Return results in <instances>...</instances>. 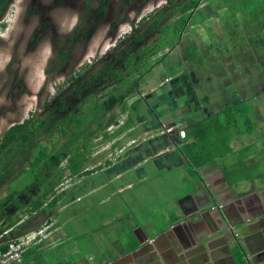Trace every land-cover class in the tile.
Returning a JSON list of instances; mask_svg holds the SVG:
<instances>
[{"label": "crops", "instance_id": "crops-1", "mask_svg": "<svg viewBox=\"0 0 264 264\" xmlns=\"http://www.w3.org/2000/svg\"><path fill=\"white\" fill-rule=\"evenodd\" d=\"M196 54L140 77L95 170L17 225L50 224L21 264H264V89Z\"/></svg>", "mask_w": 264, "mask_h": 264}, {"label": "rangeland", "instance_id": "rangeland-1", "mask_svg": "<svg viewBox=\"0 0 264 264\" xmlns=\"http://www.w3.org/2000/svg\"><path fill=\"white\" fill-rule=\"evenodd\" d=\"M86 1H9L0 16V135L15 121L44 114L49 106L57 104V95L70 108H76L79 98L75 92L80 80L89 84L83 95L95 89L100 99H105L110 93L122 92L123 97L114 101L106 117L111 115L116 123L124 121V109L139 86L140 77L157 80L161 73L176 69L185 55L187 60L192 57L191 62L200 59L196 53L215 60V69L222 67L223 77L229 67L236 77L239 73L235 69L242 64L241 72L247 71L251 83L249 92L264 89V52L258 51L260 44L251 38V32L250 36L235 29L240 17L236 14L229 18L238 6L230 5L232 0H185L195 1V7L189 10L188 18H178L177 22L180 12L170 9L181 0H171V4L166 0H89L88 7ZM100 7L102 20L91 31H73L90 14L87 8L94 11ZM159 11L167 14L161 19L160 28L174 19L168 34L177 37L181 31L183 37H179L175 47H162L163 40L168 39L166 34L164 37L159 29L148 27ZM136 36L139 38L134 39ZM59 49L67 50V54L62 57ZM129 53L135 54V60L126 65L124 60ZM109 63L120 69L118 77L111 78L105 71L90 80V72ZM125 84L127 87H122ZM101 141L98 132L92 139L90 166L99 159ZM69 182L71 179L63 178L58 189ZM1 186L0 193L4 194L7 185ZM16 231L12 228L8 237Z\"/></svg>", "mask_w": 264, "mask_h": 264}, {"label": "trees", "instance_id": "trees-1", "mask_svg": "<svg viewBox=\"0 0 264 264\" xmlns=\"http://www.w3.org/2000/svg\"><path fill=\"white\" fill-rule=\"evenodd\" d=\"M9 1L0 0V16ZM88 3L89 0L85 3L87 7ZM166 3L171 4V0H166ZM229 4L238 5L235 13H230L229 17L233 19L239 14L240 19L234 24L235 29L245 31V35L250 36L248 32H251V38L260 44L261 49L258 51L264 52V0H232ZM194 7L195 1L181 0L170 10L180 12L175 18L177 22L178 18L184 16L188 18L189 10ZM87 9L90 14L85 22L82 23L80 20L78 23L82 28L77 25L73 31H91L102 20V7L100 10L95 8L94 11ZM248 13L250 15L247 17ZM166 16L167 14L162 11L157 12L148 27L159 29L162 36L166 34L168 39L163 40L162 47H174L178 38H171L168 34L174 19L159 27L161 19ZM138 38L134 37V39ZM154 50L157 51V47H154ZM59 53L63 57L67 54V50L59 49ZM134 60L135 54L129 53L124 61L127 65ZM111 65L109 63L98 71L90 72V80L93 81L105 71L110 73L111 78L118 77L120 69H115L114 65L112 67ZM148 69L149 67L146 70ZM87 87L89 84L82 80L78 81L75 95L79 98V103L76 108H70L62 97L57 95V104L49 106L44 114H32L21 122L15 121L1 133L0 191L3 190L1 186L3 183L7 186L5 193H0V252H5L7 241L15 237L13 235L9 238V231L17 227L24 214L31 216L41 209L47 200H51V204L57 200L59 195H56L55 191L63 178L82 176L95 170L94 167H88L91 162L90 151L94 145L92 139L98 132L102 140L109 139L107 128L114 125L117 119L111 115L106 117V114L108 109L113 107L114 101L123 97V93L120 91L110 93L105 99H100L95 89H89L83 95ZM122 87H127V84ZM232 119L234 120V117Z\"/></svg>", "mask_w": 264, "mask_h": 264}, {"label": "built area", "instance_id": "built-area-1", "mask_svg": "<svg viewBox=\"0 0 264 264\" xmlns=\"http://www.w3.org/2000/svg\"><path fill=\"white\" fill-rule=\"evenodd\" d=\"M109 127H112L110 125ZM172 128H167L170 131ZM181 136H184V131L179 130ZM221 207L222 205H216ZM28 217V214L22 216L19 220V223L24 221ZM50 227L49 223H44L42 226L38 227L35 230H32L28 233H24L20 236L10 238L7 241V249L5 252H0V264H21L22 254L25 249L33 243L40 241L45 237L48 229Z\"/></svg>", "mask_w": 264, "mask_h": 264}, {"label": "water", "instance_id": "water-1", "mask_svg": "<svg viewBox=\"0 0 264 264\" xmlns=\"http://www.w3.org/2000/svg\"><path fill=\"white\" fill-rule=\"evenodd\" d=\"M239 245L242 246L241 243H239ZM242 253L244 254V251H242Z\"/></svg>", "mask_w": 264, "mask_h": 264}]
</instances>
